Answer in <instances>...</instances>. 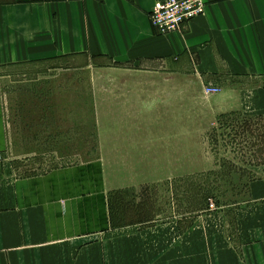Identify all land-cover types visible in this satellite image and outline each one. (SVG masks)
Segmentation results:
<instances>
[{
  "label": "crops",
  "instance_id": "crops-1",
  "mask_svg": "<svg viewBox=\"0 0 264 264\" xmlns=\"http://www.w3.org/2000/svg\"><path fill=\"white\" fill-rule=\"evenodd\" d=\"M162 1L0 0V264H264V176L233 213L206 211L186 224L117 219L121 187L100 160L14 169L30 158L12 152L37 148L19 128L25 117L8 109L20 69L60 102H86L87 72L94 102L109 88L114 120H128L114 121V150H148L153 104L177 112L187 86L221 90L204 94L215 116L264 118V0H204L203 16L160 35L151 12ZM151 87L163 93L145 94Z\"/></svg>",
  "mask_w": 264,
  "mask_h": 264
},
{
  "label": "rangeland",
  "instance_id": "rangeland-1",
  "mask_svg": "<svg viewBox=\"0 0 264 264\" xmlns=\"http://www.w3.org/2000/svg\"><path fill=\"white\" fill-rule=\"evenodd\" d=\"M27 73L15 72L17 85L8 95L16 98L8 109L25 117L19 128L24 136L32 134L37 148L12 152L14 157L30 158L16 161L21 162L14 168L17 175L100 160L112 185L121 187L112 205L122 222L179 220L187 224L206 211L233 213L248 199L252 181L264 176V118L215 116L211 113L215 104L197 86L184 87V102L177 112L172 103L153 104L157 107L147 120L148 150L126 149L125 142L124 149L114 150V121L126 126L128 120H114V102H105L109 88H102L105 101L94 102L87 72L86 102H60L57 96L49 99L44 84L32 88L31 76L24 77ZM144 93L163 92L151 87ZM48 112L54 117H44Z\"/></svg>",
  "mask_w": 264,
  "mask_h": 264
},
{
  "label": "built area",
  "instance_id": "built-area-1",
  "mask_svg": "<svg viewBox=\"0 0 264 264\" xmlns=\"http://www.w3.org/2000/svg\"><path fill=\"white\" fill-rule=\"evenodd\" d=\"M206 12L204 0H164L158 2L151 12V22L160 35L178 32L184 25L189 24ZM205 95L213 96L221 93L218 88L204 89ZM213 209L214 206L211 205Z\"/></svg>",
  "mask_w": 264,
  "mask_h": 264
}]
</instances>
